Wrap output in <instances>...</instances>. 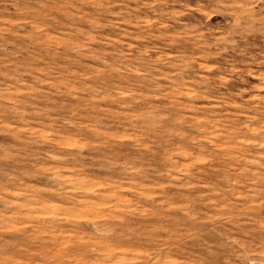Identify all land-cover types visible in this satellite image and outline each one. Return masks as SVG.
<instances>
[{
  "label": "rangeland",
  "instance_id": "obj_1",
  "mask_svg": "<svg viewBox=\"0 0 264 264\" xmlns=\"http://www.w3.org/2000/svg\"><path fill=\"white\" fill-rule=\"evenodd\" d=\"M0 264H264V0H0Z\"/></svg>",
  "mask_w": 264,
  "mask_h": 264
}]
</instances>
